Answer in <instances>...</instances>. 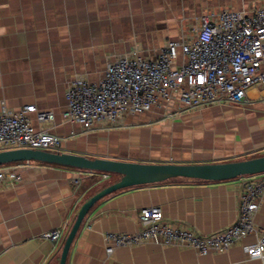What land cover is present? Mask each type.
<instances>
[{
    "label": "crops",
    "instance_id": "crops-1",
    "mask_svg": "<svg viewBox=\"0 0 264 264\" xmlns=\"http://www.w3.org/2000/svg\"><path fill=\"white\" fill-rule=\"evenodd\" d=\"M260 6L264 0H0V111L28 105L53 111L54 120L44 123L31 113L33 126L63 139L53 151L89 158L208 164L263 156L260 86L249 89L245 103L190 109L175 101L172 116L156 108L89 130L65 118L66 91L76 77L99 81L108 63L135 47L144 57H155L165 40L180 38L183 23L187 27L195 16ZM11 165L22 180L0 182V264H60L61 243L79 207L120 176L34 161ZM247 177L118 190L87 214L66 264H264V258H252L245 250L264 233V194L254 216L256 232L227 251L201 255L190 247L150 241L106 252L104 235L138 232L139 213L146 207H161L167 222L202 236L231 226L238 220ZM54 229L62 232L58 241L42 237Z\"/></svg>",
    "mask_w": 264,
    "mask_h": 264
},
{
    "label": "built area",
    "instance_id": "built-area-1",
    "mask_svg": "<svg viewBox=\"0 0 264 264\" xmlns=\"http://www.w3.org/2000/svg\"><path fill=\"white\" fill-rule=\"evenodd\" d=\"M255 86L264 87V6L251 11L221 9L198 17L195 34L168 40L153 58L144 57L135 47L108 63L99 81L76 77L66 91L65 118L89 130L98 123H118L126 115H142L156 108L172 116L170 107L175 101L190 109L221 101L245 103L249 89ZM31 113L41 123L55 118L53 111L39 110L36 105L0 111V151L61 148L63 139L45 129L37 130ZM21 180L13 165L0 166V182ZM263 194L264 176L247 177L238 220L208 236L167 222L159 206L143 208L138 232L104 235L106 252L111 255L118 247L150 241L190 247L201 255L227 251L256 232L254 216ZM61 236L59 229L42 235L51 241ZM245 250L252 258H264V233Z\"/></svg>",
    "mask_w": 264,
    "mask_h": 264
},
{
    "label": "water",
    "instance_id": "water-1",
    "mask_svg": "<svg viewBox=\"0 0 264 264\" xmlns=\"http://www.w3.org/2000/svg\"><path fill=\"white\" fill-rule=\"evenodd\" d=\"M27 161L120 175V178L116 182L96 192L79 207L75 219L65 233L61 243L60 264H66L73 241L87 214L101 199L118 190L137 185L161 183L175 178L220 182L236 179L241 176L264 173V155L221 163L176 164L139 163L107 158H89L80 154L29 148L0 151V165Z\"/></svg>",
    "mask_w": 264,
    "mask_h": 264
},
{
    "label": "rangeland",
    "instance_id": "rangeland-1",
    "mask_svg": "<svg viewBox=\"0 0 264 264\" xmlns=\"http://www.w3.org/2000/svg\"><path fill=\"white\" fill-rule=\"evenodd\" d=\"M221 10V9H220ZM205 14V13H204ZM203 15V14H201ZM201 15H198V16H195L193 19V22L189 23V25L187 27H185V23H183L184 25H182V32L180 33V38L178 39H182L183 37H190L192 36L193 34H195V28L196 26L198 25V17H200ZM183 35V36H182ZM170 40V39H166L163 46L167 43V41ZM162 46V47H163ZM161 47V49H162ZM160 52V51H159ZM126 54V53H125ZM123 55V54H122ZM149 58V57H148Z\"/></svg>",
    "mask_w": 264,
    "mask_h": 264
},
{
    "label": "trees",
    "instance_id": "trees-1",
    "mask_svg": "<svg viewBox=\"0 0 264 264\" xmlns=\"http://www.w3.org/2000/svg\"><path fill=\"white\" fill-rule=\"evenodd\" d=\"M16 163H21V162H16ZM39 163H42V162H39ZM42 164H46V163H42ZM6 165H9V164H6ZM51 165V164H49ZM0 166H3V165H0ZM62 167V166H61ZM66 168H69V167H66ZM70 169H74V168H70ZM89 172V170H86ZM92 173H101V174H106L107 175V178L108 177H111L113 175H119V174H115V173H106V172H101V171H92ZM120 176V175H119ZM178 180H194V181H200V182H205L203 180H197V179H184V178H175V179H170V180H167V181H178ZM116 182V181H115ZM108 186V185H107ZM106 187V186H105Z\"/></svg>",
    "mask_w": 264,
    "mask_h": 264
}]
</instances>
